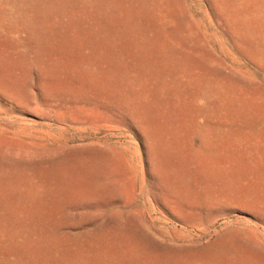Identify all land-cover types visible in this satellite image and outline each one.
I'll return each mask as SVG.
<instances>
[{"label": "rangeland", "instance_id": "374dc122", "mask_svg": "<svg viewBox=\"0 0 264 264\" xmlns=\"http://www.w3.org/2000/svg\"><path fill=\"white\" fill-rule=\"evenodd\" d=\"M0 264H264V0H0Z\"/></svg>", "mask_w": 264, "mask_h": 264}]
</instances>
